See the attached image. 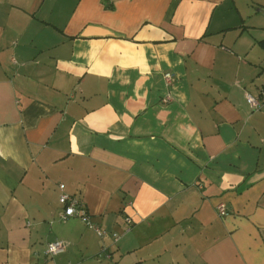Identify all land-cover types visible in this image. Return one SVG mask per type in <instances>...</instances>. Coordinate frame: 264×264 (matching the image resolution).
<instances>
[{"label":"crops","instance_id":"crops-1","mask_svg":"<svg viewBox=\"0 0 264 264\" xmlns=\"http://www.w3.org/2000/svg\"><path fill=\"white\" fill-rule=\"evenodd\" d=\"M261 8L0 0V264H264Z\"/></svg>","mask_w":264,"mask_h":264},{"label":"built area","instance_id":"built-area-1","mask_svg":"<svg viewBox=\"0 0 264 264\" xmlns=\"http://www.w3.org/2000/svg\"><path fill=\"white\" fill-rule=\"evenodd\" d=\"M165 78L168 82L171 81L172 73L170 72L165 73ZM247 99L254 109H260L262 107L263 102L260 95L247 93ZM59 188L61 190L60 202L62 204V210L59 213V220L66 221L70 218L78 217L88 227L95 230L99 236L105 237L108 234L107 231L103 229L98 223L93 221L91 213L87 205L85 204L83 198L76 194L68 193L66 191V185L64 183H60ZM217 210L221 215L227 214V206L225 205V203H219L217 205ZM127 222L130 225L132 221L130 218H128ZM127 230H130V226H128ZM112 236L115 241H118L120 238L118 232H113ZM65 248H66L65 241L61 239H56L48 243L46 253L48 256L52 257L64 252Z\"/></svg>","mask_w":264,"mask_h":264},{"label":"trees","instance_id":"trees-1","mask_svg":"<svg viewBox=\"0 0 264 264\" xmlns=\"http://www.w3.org/2000/svg\"><path fill=\"white\" fill-rule=\"evenodd\" d=\"M260 43H261L262 46L264 47V39L260 40Z\"/></svg>","mask_w":264,"mask_h":264},{"label":"water","instance_id":"water-1","mask_svg":"<svg viewBox=\"0 0 264 264\" xmlns=\"http://www.w3.org/2000/svg\"><path fill=\"white\" fill-rule=\"evenodd\" d=\"M260 11L264 14V8H261Z\"/></svg>","mask_w":264,"mask_h":264}]
</instances>
